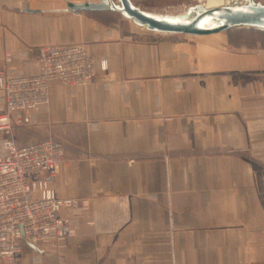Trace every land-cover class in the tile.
<instances>
[{"label":"crops","instance_id":"1","mask_svg":"<svg viewBox=\"0 0 264 264\" xmlns=\"http://www.w3.org/2000/svg\"><path fill=\"white\" fill-rule=\"evenodd\" d=\"M99 1L0 0V71L36 75L41 48L71 43L96 65L87 85L52 82L15 138L65 146L52 187L80 199L72 236L23 241L9 264H264V31L69 8Z\"/></svg>","mask_w":264,"mask_h":264},{"label":"built area","instance_id":"2","mask_svg":"<svg viewBox=\"0 0 264 264\" xmlns=\"http://www.w3.org/2000/svg\"><path fill=\"white\" fill-rule=\"evenodd\" d=\"M37 63L40 72L32 76L0 71L5 97L0 111V261L5 264L17 258L23 241L42 248L52 239L71 237L80 205L78 198L58 197L52 187L66 162L65 146L47 138L18 147L15 138L32 115L49 104L52 82L91 83L96 76L95 59L83 43H71L41 48ZM239 225L235 218L226 223L227 227Z\"/></svg>","mask_w":264,"mask_h":264},{"label":"water","instance_id":"3","mask_svg":"<svg viewBox=\"0 0 264 264\" xmlns=\"http://www.w3.org/2000/svg\"><path fill=\"white\" fill-rule=\"evenodd\" d=\"M69 8L76 12L116 11L139 26L160 33L205 35L236 27L264 31V4L256 0H224L223 4L214 6L202 3L191 6L188 12L183 14L148 11L135 4L133 0L71 3Z\"/></svg>","mask_w":264,"mask_h":264},{"label":"rangeland","instance_id":"4","mask_svg":"<svg viewBox=\"0 0 264 264\" xmlns=\"http://www.w3.org/2000/svg\"><path fill=\"white\" fill-rule=\"evenodd\" d=\"M264 4V0H256ZM141 8L163 14H183L191 6L207 3L205 0H133Z\"/></svg>","mask_w":264,"mask_h":264},{"label":"bare ground","instance_id":"5","mask_svg":"<svg viewBox=\"0 0 264 264\" xmlns=\"http://www.w3.org/2000/svg\"><path fill=\"white\" fill-rule=\"evenodd\" d=\"M224 3V0H208L206 4L208 5H221Z\"/></svg>","mask_w":264,"mask_h":264}]
</instances>
